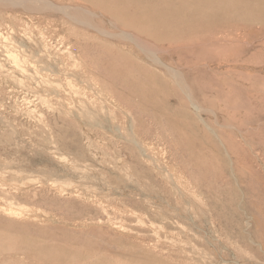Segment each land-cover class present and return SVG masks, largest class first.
Wrapping results in <instances>:
<instances>
[{"label": "rangeland", "instance_id": "374dc122", "mask_svg": "<svg viewBox=\"0 0 264 264\" xmlns=\"http://www.w3.org/2000/svg\"><path fill=\"white\" fill-rule=\"evenodd\" d=\"M14 1L0 0V264H264V13L160 33L123 27L116 0ZM114 47L160 82L91 73Z\"/></svg>", "mask_w": 264, "mask_h": 264}, {"label": "bare ground", "instance_id": "6f19581e", "mask_svg": "<svg viewBox=\"0 0 264 264\" xmlns=\"http://www.w3.org/2000/svg\"><path fill=\"white\" fill-rule=\"evenodd\" d=\"M10 1V0H9ZM15 2L14 0H11V2ZM18 1V0H17ZM31 3L29 2V4H27V7L29 6H32L36 3V1L34 2V0H30ZM40 2V0H37ZM100 2H103V1H109V0H99ZM112 1V0H111ZM118 3L114 4L112 3L111 7H109L108 4L107 6L109 7L107 10H108V13H111V15L114 14V17L120 22V24H122L123 27H130L132 28L133 30H138V29H143L146 31H149V32H157L159 31L160 33H163V32H169L172 30V27L174 26H178V27H184V28H190L191 26L194 25V23H197V22H206V23H213V22H217V21H222V20H225V19H228V18H235L236 19H248V18H251L252 16H258V15H262L264 13V0H116ZM45 2V1H43ZM28 3V2H26ZM50 3V2H49ZM5 4V3H4ZM46 4V3H45ZM54 4V3H53ZM98 4V3H97ZM96 4V5H97ZM101 3H99V6H100ZM56 5V4H55ZM60 5V4H59ZM57 5V6H59ZM73 5V4H72ZM42 6V5H41ZM44 6V4H43ZM46 6H52V4L50 5H46ZM84 6V5H82ZM128 6H132L135 8V10L133 12H130L127 10ZM34 7V6H33ZM35 7H37L35 5ZM61 6H59L60 8ZM78 7V6H76ZM103 7V6H102ZM44 8H46L44 6ZM54 8V6L52 7ZM58 8V9H59ZM65 8V7H64ZM68 8V7H67ZM80 8V7H78ZM33 9V8H32ZM74 9V8H72ZM83 9V8H82ZM81 9V10H82ZM86 10V12H88V15L87 18H86V22L89 23V25L93 26V28L95 27L96 28V31L98 30V32L100 31L101 34H107L108 36H114L113 38L115 37H122V38H127V39H130L131 41H133L137 47H139L141 50H143L144 52H149L150 53V56L153 60L154 63L156 64H159L160 66H163L165 68H168L169 66L167 64H165L163 62V60L160 58V55L156 52V50L154 48H152L148 42L145 40V39H142L139 35L135 34V31H133L134 33H131V32H128V31H125V30H120L119 32H116V31H113V30H108L107 28L105 27H101L100 25L96 24L93 17L91 15H99V13H97L96 11H93L92 9H88V8H84ZM65 10V9H64ZM69 10V9H68ZM77 10V9H76ZM75 10V11H76ZM35 11V9H34ZM45 11V10H44ZM106 11V10H105ZM118 11H120L118 14H115L117 13ZM66 12L64 11V14ZM69 13V12H68ZM89 13H91V15H89ZM113 13V14H112ZM79 15V14H78ZM77 15V17H78ZM83 15V14H82ZM81 15V16H82ZM68 16V15H67ZM66 16V17H67ZM72 16V15H71ZM89 16V17H88ZM74 17V16H72ZM77 17H74V18H77ZM262 17V16H261ZM259 17V18H261ZM80 18V16L78 17V19ZM70 20H73V18H69ZM74 21V20H73ZM114 21V20H113ZM85 24V23H84ZM112 24V23H111ZM115 26V25H114ZM88 28V27H87ZM89 29V28H88ZM87 29V30H88ZM127 29V28H126ZM131 29V30H132ZM83 30V29H82ZM185 30V29H184ZM181 31V30H179ZM99 32V34H100ZM173 32V30H172ZM168 34V33H167ZM173 34V33H172ZM153 36H156L158 35L159 37V34L158 33H153L152 34ZM175 35V33L173 34ZM169 36H171L169 34ZM93 37V36H92ZM85 38H87L85 36ZM96 38V36H95ZM116 39V38H115ZM89 40V39H88ZM87 41V40H85ZM80 42V41H79ZM90 42V41H89ZM124 42V41H123ZM87 43V42H86ZM107 43V42H106ZM78 44V43H77ZM85 45V43H84ZM89 45V44H88ZM94 45V43H93ZM98 45V44H97ZM113 45V44H112ZM101 47V45H100ZM109 47V46H108ZM84 48V47H83ZM99 48V47H98ZM112 48V47H111ZM115 48V47H114ZM93 49V48H92ZM105 49V48H104ZM107 49V48H106ZM128 49V48H127ZM122 50L120 49H117L115 48V50L113 51H110V52H106L103 54H100L98 55L99 57L97 58L98 60V67H96V70H90V68H88V70H90L91 73H93L94 75H98V74H107V73H112L113 74H116L114 73L115 70H117L118 72H126V74H134L135 78H129V79H122V83L127 87V89H135V87H138V84H140L139 80L141 79V75L145 76V78L147 79H153L155 80V82L158 80L159 81V77H158V74H156L157 72L156 71H153L149 74H144V71L146 69H144L147 64H145V62H141L139 61L137 58H134V57H131L127 54H124V52H121ZM162 51V50H161ZM165 52V51H164ZM94 53V52H93ZM136 53V52H135ZM120 57L121 60L123 59V61L126 62L125 65H127L125 68L124 67H121V62L119 61H115L114 60V57ZM143 54V53H142ZM145 54V53H144ZM143 54V55H144ZM86 56V55H85ZM87 56H90V55H87ZM137 56V55H136ZM95 56H93L94 58ZM91 58V57H90ZM89 58V59H90ZM147 58V57H145ZM95 59V58H94ZM117 59V58H116ZM171 59V58H170ZM96 60V61H97ZM94 61V60H93ZM173 61V59H172ZM92 62V61H91ZM152 62V63H153ZM123 65V64H122ZM87 66V65H86ZM84 65V68L86 67ZM91 67V66H90ZM149 67V66H148ZM151 70V69H150ZM176 70V68H175ZM178 70V69H177ZM149 71V70H148ZM169 70H167V73H168ZM173 71V70H171ZM169 72V74L172 72ZM156 72V73H155ZM119 74V73H118ZM117 74V75H118ZM123 74V73H122ZM165 74V73H163ZM162 74V75H163ZM174 76L176 73H174ZM172 74V75H173ZM125 75V74H124ZM161 75V74H160ZM100 76V75H99ZM177 76V75H176ZM103 77V76H102ZM109 78V75L107 76ZM116 77V76H115ZM114 77V78H115ZM118 77V76H117ZM123 77V76H122ZM121 77V78H122ZM129 77V76H128ZM127 77V78H128ZM100 78V77H99ZM125 78V77H124ZM179 78V77H178ZM177 78V80H178ZM103 79V78H102ZM107 79V78H106ZM111 79V78H110ZM113 79V78H112ZM109 80V79H108ZM115 80V79H114ZM113 80V81H114ZM146 80V79H145ZM144 80V81H145ZM152 80V81H153ZM175 81V79H173ZM184 81V80H182ZM160 82V81H159ZM118 83V82H117ZM151 83V82H150ZM167 83V82H166ZM175 83V82H174ZM156 84V83H155ZM147 85V83H146ZM170 85V84H169ZM175 85V84H173ZM181 85V84H180ZM178 85V86H180ZM121 86V85H119ZM148 86V85H147ZM172 86V85H171ZM122 88H124L123 86H121ZM143 87V85H142ZM149 87V86H148ZM158 87V86H157ZM183 87V86H182ZM186 87V86H185ZM156 88V86H155ZM160 88V87H158ZM157 88V89H158ZM167 88V87H166ZM184 88V87H183ZM126 89V90H127ZM152 89V88H151ZM162 89V87H161ZM165 89V88H164ZM168 89V88H167ZM166 89V91H168ZM182 89V88H181ZM113 90H116V89H113ZM144 90V88L142 89ZM146 90V88H145ZM163 90V89H162ZM172 90V89H171ZM132 91V90H131ZM165 91V90H164ZM163 91V93H165ZM177 91H179L177 89ZM128 92V91H127ZM138 93H140L139 91H137ZM149 95V92L146 91ZM153 92V90H152ZM152 92L150 93L151 95ZM154 92H157L156 90H154ZM169 92V91H168ZM187 92V91H186ZM98 93V92H97ZM114 93V92H113ZM118 93V92H117ZM123 94V93H122ZM132 94V93H131ZM144 94V92L142 93ZM167 95L171 94V93H166ZM187 94V93H185ZM190 93H188V97H190L189 95ZM116 95V94H115ZM114 95V96H115ZM130 95V94H129ZM133 95H136V94H133ZM138 95V94H137ZM146 95V94H145ZM146 95V96H147ZM122 96V95H121ZM174 96L177 97V95L175 94ZM117 97H119L117 95ZM131 97V96H130ZM134 97V96H132ZM141 97V96H140ZM139 97V98H140ZM150 97V96H149ZM153 97V96H152ZM163 97V95H162ZM166 97V96H165ZM175 97V98H176ZM111 98V97H110ZM121 98V97H120ZM126 98V97H125ZM164 98V97H163ZM134 99V98H133ZM136 99V98H135ZM147 99V98H146ZM145 99V100H146ZM153 99V98H152ZM102 100L104 102H106V99L104 97H102ZM128 100V99H127ZM137 100V99H136ZM108 101V100H107ZM124 101V100H123ZM132 101V100H131ZM135 101V100H134ZM140 101V100H139ZM138 101V102H139ZM149 101V100H148ZM165 101V100H164ZM128 102V101H127ZM152 102V101H150ZM149 102V104H150ZM167 102V101H166ZM109 104V107L110 108H115V109H120L122 110V107L121 105H119L117 102L115 101H108L107 102ZM135 103V102H134ZM142 103V101H141ZM182 103V102H181ZM194 103V102H193ZM138 104V103H137ZM143 104V103H142ZM153 104V103H152ZM159 104V103H158ZM165 104V103H164ZM168 104V103H167ZM183 104V103H182ZM102 105V104H101ZM140 105V104H139ZM155 105V104H154ZM185 105V104H184ZM126 106V105H125ZM143 106V105H142ZM148 107L151 105H147ZM153 106V105H152ZM157 106V104L155 105ZM187 106H189L187 104ZM103 107H105L104 105H102V107H100V110L103 111ZM140 106H138L137 108H139ZM154 107V106H153ZM159 107V106H158ZM171 107V106H170ZM142 108V107H141ZM140 108V109H141ZM144 109L147 108V107H143ZM157 108V107H156ZM164 106L162 105V108L163 109ZM187 108V107H186ZM108 109V108H107ZM114 109V110H115ZM153 109V108H152ZM155 109V108H154ZM166 109V108H165ZM147 110V109H146ZM199 110V109H198ZM125 111V110H124ZM122 111V112H124ZM130 111V110H129ZM155 111V110H153ZM185 111L186 113V110H183ZM119 112V111H118ZM121 112V114H122ZM127 112V111H126ZM132 112V111H131ZM134 112V111H133ZM140 112V111H139ZM143 112V111H141ZM150 112H152L150 110ZM189 112V111H188ZM129 113V112H128ZM148 113V111H147ZM190 113V112H189ZM188 113V115H189ZM120 114V112H119ZM133 114V113H132ZM144 114V113H143ZM148 115V114H147ZM124 116L123 118H125V114L122 115ZM154 116V115H153ZM168 116V115H166ZM171 116V114H170ZM169 116V117H170ZM173 116V114H172ZM184 116V115H183ZM107 117V116H106ZM117 117V116H116ZM136 117V115H135ZM134 117V118H135ZM140 117V116H139ZM138 117V118H139ZM152 117V115H151ZM155 117V116H154ZM177 117V116H176ZM186 117V116H184ZM121 118V117H120ZM130 119V118H128ZM137 119V118H136ZM141 119V118H139ZM131 120V119H130ZM167 120V119H166ZM172 119H170L171 121ZM137 121V120H136ZM139 121V120H138ZM141 121V120H140ZM165 121V120H164ZM135 122V121H134ZM142 122V121H141ZM166 122V121H165ZM173 124V121H171ZM131 123V122H130ZM168 123V122H167ZM177 123V122H176ZM187 125V124H186ZM203 125V124H202ZM138 127V126H137ZM144 127V126H143ZM146 127V126H145ZM180 126L178 125V128ZM119 128L116 127V129ZM140 128V127H139ZM150 128V127H149ZM120 129V128H119ZM145 129V128H144ZM167 129V128H166ZM195 129V128H194ZM130 130V129H129ZM172 130H174V128H172ZM183 130V129H182ZM186 130V128H185ZM145 131V130H144ZM154 131V130H153ZM176 131V130H175ZM181 131V130H180ZM187 131V130H186ZM191 131V130H190ZM198 131V130H197ZM182 132V131H181ZM192 132V131H191ZM135 128L131 127V135L132 136H135ZM190 134V132H189ZM153 136V135H152ZM188 136V135H187ZM186 136V137H187ZM163 137V136H162ZM134 138V137H133ZM177 138V137H176ZM181 138V137H180ZM141 139V138H140ZM194 139V138H193ZM138 140V139H137ZM137 140L134 139L133 142V147H136L139 152L141 153L140 155H145V156H148L146 153H144L145 151H143L141 149V145L139 144V142H137ZM176 140V139H175ZM130 141V139H129ZM128 142V141H127ZM148 142V141H147ZM178 143V142H177ZM176 143V144H177ZM128 144V143H127ZM145 144V143H143ZM149 144V143H148ZM180 144V143H179ZM182 144V143H181ZM146 145V144H145ZM151 146V145H150ZM180 146V145H179ZM145 147V146H144ZM130 148V147H129ZM128 148V149H129ZM173 148V147H172ZM127 149V150H128ZM135 149V151L137 150ZM146 149V148H145ZM153 149V148H152ZM150 150V149H149ZM130 151V150H128ZM133 151V150H132ZM138 152V151H137ZM130 153V152H129ZM133 153V152H132ZM149 154V152H147ZM152 153V152H151ZM154 154V153H153ZM138 155V154H137ZM134 156V155H133ZM146 158V157H145ZM148 158V157H147ZM143 160V158H142ZM147 160V159H146ZM156 161V160H155ZM151 163V162H150ZM162 163V162H160ZM148 164V163H147ZM161 165V164H160ZM158 167V166H157ZM152 169V168H151ZM154 169V168H153ZM155 170H156V167H155ZM173 185V184H172ZM188 212V211H187ZM137 235V234H136ZM140 241V240H139ZM178 249V248H177ZM182 249V247H181ZM180 250V249H179ZM186 250V249H184ZM178 251V250H177ZM188 250H186L187 252ZM181 253V252H180ZM179 253V254H180ZM185 253V252H184ZM190 253V252H189ZM181 255V254H180ZM179 255V256H180ZM184 256V255H183ZM189 258V257H188ZM191 258V257H190ZM189 258V259H190ZM183 259V258H182ZM190 264V263H189ZM198 264V263H197Z\"/></svg>", "mask_w": 264, "mask_h": 264}]
</instances>
